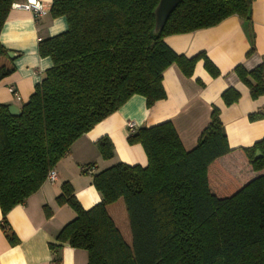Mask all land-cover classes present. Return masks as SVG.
Instances as JSON below:
<instances>
[{
	"label": "trees",
	"instance_id": "1",
	"mask_svg": "<svg viewBox=\"0 0 264 264\" xmlns=\"http://www.w3.org/2000/svg\"><path fill=\"white\" fill-rule=\"evenodd\" d=\"M15 0H0V32ZM159 0H51V17L63 16L66 30L39 40L47 68L29 99L13 115L0 103V228L10 245L19 243L6 214L35 193L49 170L72 143L118 110L132 95L150 108L166 98L163 71L175 63L190 77L197 60L212 76L217 67L203 51L187 57L164 41L167 35L191 32L236 15L251 27L253 0H179L163 27L154 32ZM247 55L254 51L253 33ZM0 42V81L13 73V58ZM4 60L3 62L1 60ZM252 99L264 94V62L233 69ZM233 87L221 93L224 105L239 99ZM262 111L248 115L260 119ZM128 144H140L147 163L123 162L91 173L81 166L101 200L84 209L70 183L61 184L56 201L75 217L49 244L54 263L62 243L87 252V264H264V136L240 148L258 174L240 185L219 163L229 153L219 109L196 145L186 150L170 121L129 128ZM101 158L114 154L111 139L96 141ZM259 151V155L256 152ZM123 201L131 242L128 244L108 213ZM45 215L50 210L44 206Z\"/></svg>",
	"mask_w": 264,
	"mask_h": 264
},
{
	"label": "crops",
	"instance_id": "2",
	"mask_svg": "<svg viewBox=\"0 0 264 264\" xmlns=\"http://www.w3.org/2000/svg\"><path fill=\"white\" fill-rule=\"evenodd\" d=\"M25 1L15 0L13 3ZM37 1L43 5L45 14L35 16L30 11L11 6L1 29L0 42L14 54L15 70L0 81V103L20 107L29 99L44 71L52 65L49 57L39 55V40L67 28L63 16L53 18L49 14L51 0ZM251 32L254 51L247 55L251 47ZM164 41L174 52L187 57L203 51L217 67L219 75L212 77L204 68L203 59L196 61L190 77L183 75L179 67L172 63L162 74L165 99L147 108L145 98L134 94L118 110L77 138L55 165V180H45L24 203L14 206L6 214L7 223L19 243L10 245L0 228V264H56L49 244H60L56 240L57 234L76 215L67 204L59 205L56 201L63 182L71 184L81 206L88 209L101 200L91 184V173L115 162L146 165L142 146L128 144L126 140L128 122L138 128L170 121L183 147L189 150L196 145L201 131L209 123L213 106H216L228 145L232 148L218 158L220 165L240 185L258 174L251 169L240 148L250 146L264 136V94L252 99L248 87L238 79L233 69L240 64L250 70L264 62V0L252 2L250 29L241 18L232 15L211 27L167 35ZM10 86L15 88L20 99L9 91ZM228 87L236 89L240 96L237 102L226 106L221 100V93ZM259 111H262L261 118L250 121L248 115ZM104 135L111 139L114 147L113 157L106 160L101 158L96 146V141ZM88 163H95L93 171L82 174L81 166ZM44 206L50 210L49 216L45 215ZM123 209L121 199L107 207L117 227L111 211L116 216L118 213L125 216ZM57 254L60 256L57 264H87V252L67 243L60 245Z\"/></svg>",
	"mask_w": 264,
	"mask_h": 264
},
{
	"label": "water",
	"instance_id": "3",
	"mask_svg": "<svg viewBox=\"0 0 264 264\" xmlns=\"http://www.w3.org/2000/svg\"><path fill=\"white\" fill-rule=\"evenodd\" d=\"M179 0H159L155 9H154V17H155V24H154V32H158L162 29L168 15L176 6ZM7 55L10 58H13L14 54L12 52H8ZM9 112L13 115H18L21 112L19 106L10 104ZM256 155H259V151L256 152Z\"/></svg>",
	"mask_w": 264,
	"mask_h": 264
},
{
	"label": "built area",
	"instance_id": "4",
	"mask_svg": "<svg viewBox=\"0 0 264 264\" xmlns=\"http://www.w3.org/2000/svg\"><path fill=\"white\" fill-rule=\"evenodd\" d=\"M13 8H19V9H23L26 11H30L32 12L35 16H40L46 13V11L43 9V5L41 4V2L37 1V0H26L23 3H13L12 4ZM9 91L17 98L20 99V96L18 94V92L15 90V88L13 86L9 87ZM128 127L134 128L133 123L128 122L127 123ZM56 178V172L53 169L49 170L46 176V180L53 182Z\"/></svg>",
	"mask_w": 264,
	"mask_h": 264
},
{
	"label": "rangeland",
	"instance_id": "5",
	"mask_svg": "<svg viewBox=\"0 0 264 264\" xmlns=\"http://www.w3.org/2000/svg\"><path fill=\"white\" fill-rule=\"evenodd\" d=\"M2 62L4 61L3 59L1 60ZM112 158V157H111ZM103 159V158H102ZM106 160V159H105ZM118 162H115L114 164H116ZM113 164V165H114ZM104 169V168H103ZM83 174V173H82ZM74 193V192H73ZM122 201V200H121ZM123 203V201H122ZM124 206V204H123ZM124 214H125V210L123 209ZM115 217V220L117 221L118 227L120 229V232L122 233L123 238L125 239V241L130 244L131 242V235H130V230H129V225H128V221H127V217L126 215L123 216V214L118 213L117 216L114 214V211H111Z\"/></svg>",
	"mask_w": 264,
	"mask_h": 264
}]
</instances>
